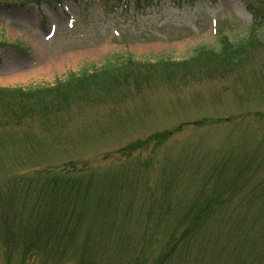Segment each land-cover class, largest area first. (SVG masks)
Masks as SVG:
<instances>
[{
    "label": "rangeland",
    "instance_id": "1",
    "mask_svg": "<svg viewBox=\"0 0 264 264\" xmlns=\"http://www.w3.org/2000/svg\"><path fill=\"white\" fill-rule=\"evenodd\" d=\"M35 1L0 9V264H264V0Z\"/></svg>",
    "mask_w": 264,
    "mask_h": 264
},
{
    "label": "bare ground",
    "instance_id": "2",
    "mask_svg": "<svg viewBox=\"0 0 264 264\" xmlns=\"http://www.w3.org/2000/svg\"><path fill=\"white\" fill-rule=\"evenodd\" d=\"M102 51L104 52V49H102ZM77 56H80V54H78ZM69 57H76V55H71ZM80 58V57H79ZM66 62L64 59H57L56 61L53 62V67L52 68H55L57 70L61 69L62 70V63ZM47 63V58L42 61L39 66H37L36 68L32 69L30 72H33L34 73H46L48 74L52 68H51V65L52 63ZM23 73H19V74H15L13 76H10V77H7V78H4V79H0V81L2 83H9L10 81H17V80H21L23 79Z\"/></svg>",
    "mask_w": 264,
    "mask_h": 264
},
{
    "label": "trees",
    "instance_id": "3",
    "mask_svg": "<svg viewBox=\"0 0 264 264\" xmlns=\"http://www.w3.org/2000/svg\"><path fill=\"white\" fill-rule=\"evenodd\" d=\"M239 51V50H238ZM240 52V51H239ZM239 52L237 53H235V54H232L228 59H229V61H238V60H240L241 59V57H239Z\"/></svg>",
    "mask_w": 264,
    "mask_h": 264
}]
</instances>
